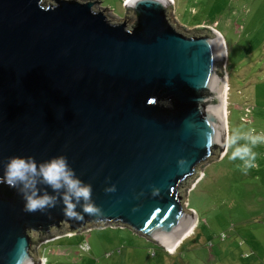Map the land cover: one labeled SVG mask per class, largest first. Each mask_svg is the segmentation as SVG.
<instances>
[{"label":"water","instance_id":"95a60500","mask_svg":"<svg viewBox=\"0 0 264 264\" xmlns=\"http://www.w3.org/2000/svg\"><path fill=\"white\" fill-rule=\"evenodd\" d=\"M48 1L0 0V161L66 156L101 213H27L0 184V264H42L38 244L95 226L171 251L197 222L183 189L228 138L224 40L178 23L172 0L125 2L116 20L93 0Z\"/></svg>","mask_w":264,"mask_h":264},{"label":"rangeland","instance_id":"374dc122","mask_svg":"<svg viewBox=\"0 0 264 264\" xmlns=\"http://www.w3.org/2000/svg\"><path fill=\"white\" fill-rule=\"evenodd\" d=\"M93 1L110 20L125 18L126 0ZM173 5L178 23L209 26L225 41L228 137L264 135V0H173ZM234 147L219 149L199 167L198 182L183 189L187 212L194 210L197 222L174 251L129 229L95 226L41 242L38 258L42 264H264V143L253 148L256 167L247 174L239 160L230 159Z\"/></svg>","mask_w":264,"mask_h":264},{"label":"clouds","instance_id":"9594fccd","mask_svg":"<svg viewBox=\"0 0 264 264\" xmlns=\"http://www.w3.org/2000/svg\"><path fill=\"white\" fill-rule=\"evenodd\" d=\"M132 7L140 4H152L155 0H126ZM246 141L244 144L236 146L238 141ZM264 143V135H254L251 133H239L230 135L227 138L226 146L233 148L230 159L241 162L238 167L247 174L249 169L256 167V153L253 148ZM183 164V161L180 162ZM3 165V176L0 177V184H7L16 189L25 201L24 211L27 213H47L62 202L63 215L68 220L82 221L83 214L89 216L99 215L101 209L92 200V186L80 180L75 171L70 167L67 157L60 155L51 158L46 162L37 163L34 157L11 156ZM50 187L53 193L50 195L39 185ZM63 189V191H61ZM115 186L106 188L108 193L114 192ZM154 195L157 193H153ZM83 201V204H81ZM82 209V213L77 208Z\"/></svg>","mask_w":264,"mask_h":264},{"label":"bare ground","instance_id":"6f19581e","mask_svg":"<svg viewBox=\"0 0 264 264\" xmlns=\"http://www.w3.org/2000/svg\"><path fill=\"white\" fill-rule=\"evenodd\" d=\"M172 1H173V0H172ZM222 38H223V37H222ZM223 40H224V39H223ZM224 45H225V41H224ZM227 92H228V83H227V88H226V98H225V121H226V128L228 129V127H227V126H228V125H227V107H226V106H227V105H226V104H227V101H226V99H227ZM226 147H227V146L225 145L223 153H225V151H226ZM224 155H225V154H224ZM202 176H203V172L199 174V176L197 177V179L199 180V178H201ZM197 179H196V181H195L196 183L198 182ZM193 185H194V183H193ZM193 185H192V186H193ZM195 185H196V184H195ZM195 185H194V186H195ZM194 186H193V187H194ZM185 201H186V200H185ZM186 204H187V201H186V203L184 204V208H186ZM191 214H193V213H191ZM194 227H195V226H194ZM194 227L189 231V233H188L183 239H185L186 237H188V235L193 231ZM183 239H182V240H183ZM182 240H181V241H182ZM181 241H180V242L177 244V246H176L173 250H171V251H174V250L180 245Z\"/></svg>","mask_w":264,"mask_h":264},{"label":"crops","instance_id":"0c3cea01","mask_svg":"<svg viewBox=\"0 0 264 264\" xmlns=\"http://www.w3.org/2000/svg\"><path fill=\"white\" fill-rule=\"evenodd\" d=\"M190 212H192V213H194L195 214V212H194V210H190ZM196 225V224H195ZM181 244V243H180Z\"/></svg>","mask_w":264,"mask_h":264},{"label":"built area","instance_id":"2783aa9c","mask_svg":"<svg viewBox=\"0 0 264 264\" xmlns=\"http://www.w3.org/2000/svg\"><path fill=\"white\" fill-rule=\"evenodd\" d=\"M111 228H115V227H111ZM91 229V228H90ZM121 229H123V228H121Z\"/></svg>","mask_w":264,"mask_h":264}]
</instances>
